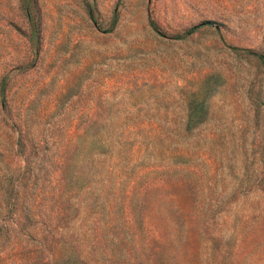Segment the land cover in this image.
<instances>
[{
	"label": "rangeland",
	"instance_id": "374dc122",
	"mask_svg": "<svg viewBox=\"0 0 264 264\" xmlns=\"http://www.w3.org/2000/svg\"><path fill=\"white\" fill-rule=\"evenodd\" d=\"M0 264H264V0H0Z\"/></svg>",
	"mask_w": 264,
	"mask_h": 264
},
{
	"label": "trees",
	"instance_id": "16d2710c",
	"mask_svg": "<svg viewBox=\"0 0 264 264\" xmlns=\"http://www.w3.org/2000/svg\"><path fill=\"white\" fill-rule=\"evenodd\" d=\"M214 24H215L214 22L203 23V24H201V25L196 26L195 28H193L190 32H192L193 30H196V29H198V28H200L202 26H210V25H214Z\"/></svg>",
	"mask_w": 264,
	"mask_h": 264
}]
</instances>
